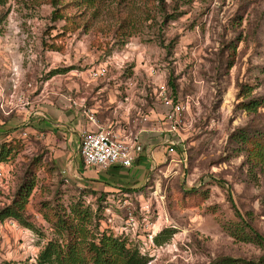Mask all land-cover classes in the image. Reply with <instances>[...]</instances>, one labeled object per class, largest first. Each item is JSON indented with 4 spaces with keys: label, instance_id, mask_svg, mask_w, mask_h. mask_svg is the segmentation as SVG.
<instances>
[{
    "label": "rangeland",
    "instance_id": "obj_1",
    "mask_svg": "<svg viewBox=\"0 0 264 264\" xmlns=\"http://www.w3.org/2000/svg\"><path fill=\"white\" fill-rule=\"evenodd\" d=\"M61 1L64 8L52 0H0V121L24 118L58 89L104 104L107 92L97 93L104 86L119 98L130 86L139 107L157 104L163 112L154 90L166 84L187 106L178 132L170 133L182 151L134 184H107L87 179L94 170L84 172L82 159L59 168L25 126L11 130L0 138L13 148L0 164V209L11 203L30 160L42 156L27 208L39 232L0 222V264H36L53 237L43 205L73 203L91 206L102 231L127 239L147 264H264V173H251L231 141L240 128L264 132V108H239L243 86L251 99H264V0ZM104 65L106 76L93 79L90 72ZM74 83H82L80 93ZM165 229L174 234L158 245ZM252 230L260 243L247 240Z\"/></svg>",
    "mask_w": 264,
    "mask_h": 264
},
{
    "label": "crops",
    "instance_id": "obj_2",
    "mask_svg": "<svg viewBox=\"0 0 264 264\" xmlns=\"http://www.w3.org/2000/svg\"><path fill=\"white\" fill-rule=\"evenodd\" d=\"M81 86L82 83H74L73 91L77 88L80 93ZM160 86L161 84L155 88L154 97L156 102H161L163 112L159 111L157 104L145 107L143 103L139 107L137 102L140 99L135 97L134 88L130 86L125 88L121 98L118 97L120 92L117 89L109 90L105 86L99 89L98 94L107 92L108 98L104 104L99 97L91 98L94 103H86L84 97L72 98L73 96L64 89H58L51 95L47 93L46 98L42 95L45 99L41 100L38 108L33 106L34 111L24 118L0 121V138L4 139L11 135V130L25 126L26 132L32 134L42 148L54 153V163L59 168H68L72 159L77 164L79 159H82L79 148L84 133L111 129L122 139L139 135L144 144V151L132 168L116 166L100 169L84 164V172L94 170L84 175L87 179L98 178L107 184L114 181L134 184L138 181L140 173L144 175L146 169L154 168L166 155H171L166 142L173 135L168 131V124L164 122L167 109L159 98Z\"/></svg>",
    "mask_w": 264,
    "mask_h": 264
},
{
    "label": "trees",
    "instance_id": "obj_3",
    "mask_svg": "<svg viewBox=\"0 0 264 264\" xmlns=\"http://www.w3.org/2000/svg\"><path fill=\"white\" fill-rule=\"evenodd\" d=\"M54 5H62L61 0H52ZM76 4L94 5L99 0H72ZM164 2V0H161ZM66 5H62L64 8ZM8 13L3 14L6 20ZM62 18V17H61ZM234 53L236 48L233 47ZM230 63L229 68H233ZM174 89V85L169 82ZM249 87L241 88V96L245 101L239 108L249 114H258L264 108V99H251ZM231 141L235 146L237 155L244 156L245 165L251 173H264V132L253 130L250 127L240 128L233 133ZM13 148L0 145V164L7 161ZM42 156L33 157L24 173L21 184L13 195L9 205L0 209V222L12 220L23 228L38 233L36 225L27 215V208L38 186L37 170ZM131 190V189H129ZM104 195L99 200H103ZM44 219L51 225L53 237L50 238L40 251L36 264H147L148 258L144 257L138 248L130 245L127 239L116 237L114 233L101 229L102 219L96 217L91 206L82 203H73L68 209L57 205H43ZM49 210L50 213H48ZM254 233V231L252 230ZM174 231L165 229L155 237L158 245L171 239ZM255 234V233H254ZM247 240L260 243L257 234L247 235ZM236 261H227L224 264H235ZM2 264H14L3 262ZM28 264V263H27Z\"/></svg>",
    "mask_w": 264,
    "mask_h": 264
},
{
    "label": "built area",
    "instance_id": "obj_4",
    "mask_svg": "<svg viewBox=\"0 0 264 264\" xmlns=\"http://www.w3.org/2000/svg\"><path fill=\"white\" fill-rule=\"evenodd\" d=\"M107 74V65L97 67L90 72L93 79H100ZM159 98L167 109V119L170 122L169 133H177L182 116L187 106L176 103L169 94L166 84H161ZM146 120V119H145ZM166 146L170 154L181 149V141L177 137L167 139ZM80 155L87 167L108 169L110 167L132 168L137 158L144 151V144L139 135H133L128 139H122L111 129H102L98 132H87L81 137ZM2 174L0 173V176ZM11 224L15 221L10 220Z\"/></svg>",
    "mask_w": 264,
    "mask_h": 264
}]
</instances>
